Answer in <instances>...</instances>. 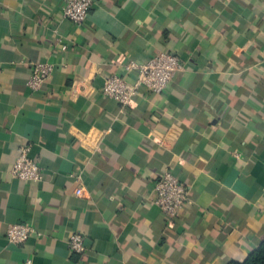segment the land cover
<instances>
[{
    "label": "crops",
    "instance_id": "crops-1",
    "mask_svg": "<svg viewBox=\"0 0 264 264\" xmlns=\"http://www.w3.org/2000/svg\"><path fill=\"white\" fill-rule=\"evenodd\" d=\"M61 1L0 0V264L243 261L264 241V0H91L81 26ZM159 52L183 65L161 94L99 92ZM34 63L53 66L36 92ZM23 147L41 182L8 174ZM164 172L187 189L170 222ZM15 223L38 235L10 243Z\"/></svg>",
    "mask_w": 264,
    "mask_h": 264
},
{
    "label": "built area",
    "instance_id": "built-area-1",
    "mask_svg": "<svg viewBox=\"0 0 264 264\" xmlns=\"http://www.w3.org/2000/svg\"><path fill=\"white\" fill-rule=\"evenodd\" d=\"M91 0H62V17L76 26L83 25L87 20ZM65 49V46L62 47ZM120 72L105 76L101 80L99 92L116 101L121 109L129 108L134 97L141 89L154 94H161L173 76L183 69L178 56L170 52H159L145 62L125 59L119 64ZM53 72V66L48 63H34L31 65L28 88L36 92ZM133 74L135 81L129 83L126 78ZM8 174L22 182H41L42 170L38 164L29 158L28 148L19 150L18 157L8 170ZM81 189L75 194L80 196ZM153 204L157 206L163 216L170 222L175 219L187 205L186 187L170 172H164L153 186ZM38 235L35 229L22 223L8 226L6 238L10 243L23 244L31 236ZM83 236L74 233L69 237L68 248L71 252L80 254L84 251ZM22 264H31L25 260Z\"/></svg>",
    "mask_w": 264,
    "mask_h": 264
},
{
    "label": "trees",
    "instance_id": "trees-1",
    "mask_svg": "<svg viewBox=\"0 0 264 264\" xmlns=\"http://www.w3.org/2000/svg\"><path fill=\"white\" fill-rule=\"evenodd\" d=\"M229 264H264V241L247 255L243 261L231 262Z\"/></svg>",
    "mask_w": 264,
    "mask_h": 264
}]
</instances>
